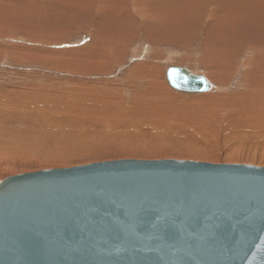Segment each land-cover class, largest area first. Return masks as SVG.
Instances as JSON below:
<instances>
[{
    "label": "rangeland",
    "instance_id": "obj_1",
    "mask_svg": "<svg viewBox=\"0 0 264 264\" xmlns=\"http://www.w3.org/2000/svg\"><path fill=\"white\" fill-rule=\"evenodd\" d=\"M139 1L141 6L138 7L131 5L130 0H0V103L6 100L7 105L10 104L9 108L6 107L7 109L5 110L3 108H5L6 104L2 102L3 104H1L4 107L0 106V110L3 111V113H0V122L4 121V123L3 121L0 123V153L2 154L0 155V180L9 175L27 171L69 167L95 161L122 158L188 159L212 163H246L264 167V165L250 160L252 159L251 156L253 158L259 155L264 157V135L252 134L257 136L253 140L248 137L246 139L247 142L242 141L241 143L232 140L231 134L233 132H229L230 129L227 130L226 126L228 120L234 118L231 110L235 109H233L234 106L228 103L230 100H238L239 97H244L242 95L248 90L246 85L247 80H250L248 75L251 68L250 64L253 61L254 50H247V48L243 47L233 56H230L231 60H228V62H232L233 66L236 65V70L231 71L230 75L226 76L225 81H218L209 76L207 69L210 66L207 64L209 48L203 44V40L211 35V31L205 30V26L208 27V24L202 26V29L198 26L199 23L191 25L190 28L186 26L177 27L176 20L172 15L170 16L168 12L157 8V4L164 6L165 2L163 0H155V2L154 0ZM208 1H212V3L210 2L211 17L214 16L216 7L213 6V3L216 0ZM132 2L135 3V0H132ZM171 2L173 6L175 0ZM245 2L255 3L259 1L245 0ZM108 5V10H105ZM178 5H181V3ZM97 6H99V10L97 9L98 11L96 12ZM218 6L220 8L219 11H221L220 6L222 5ZM164 7L166 10L171 9L166 3ZM260 9L264 10V7ZM260 13H262L261 10L258 13H250L247 16H254ZM100 17H106L108 25L120 21L124 28H119V30L105 28L100 31L96 29ZM262 26H264V23L258 25L260 27L259 30L262 29ZM194 28L202 31L195 34ZM246 29L251 30L249 26ZM164 30L167 31L164 32ZM246 33L253 41L256 39L255 37L251 38L252 32L246 31ZM97 51H100L106 57L100 56V59H98V55V57L93 58L96 60L94 63H97L98 60V64L101 62L100 65L97 64L98 66L95 67V64L94 68H91L93 62L92 64L90 62L88 63L90 66L86 65L87 68L81 65L76 66L79 59L83 62L85 60L82 59L90 60L91 53ZM86 63L87 61L83 64ZM148 63L152 64V68H156L157 71L153 68V72H157L155 76H157L158 82L163 83L174 92L175 96L169 99L168 102L153 90L148 91L147 89L145 91L148 87V81H146L145 73L143 75L141 72L146 70ZM145 64H148L147 67L143 66ZM170 66H181L195 73H203L212 88L205 92H185L173 88L166 77V70ZM230 67L228 66V68ZM24 90H26L25 93ZM77 90H82V94L77 92ZM83 91L86 93H83ZM20 95L21 97L19 98ZM25 96L27 105L24 103L26 100H22ZM55 96H57L56 100H54ZM141 96L143 98L146 96V98L140 100L142 99ZM197 96L202 100H199ZM207 96L212 97H209L211 100H221L222 104H227V108L230 111L227 109L224 113L226 114L229 111L231 114H226V118L222 114L224 119L222 121L218 120L221 123L220 129L209 130L208 134L210 136L206 134L207 131L200 133L198 131L200 128L193 127L187 129L191 133L187 135L189 137L192 135L194 138L190 137L192 142L191 140L189 141V138L183 141L191 142L190 146H187L190 149L206 147L213 154L224 155L233 153L243 157V159L228 160L222 158L216 160L176 154L165 155L164 151L173 153L174 151H185L188 148L184 146V143L173 140L166 141V138H162V136L150 135L156 129L155 126H150V124L143 126L145 128L142 131L148 133L146 136L135 135V138L140 137L138 138L140 141L127 139L129 136L124 138L112 136L113 138L108 142L110 140L108 136L105 139L104 136L92 132V143L90 140L86 141V133L88 131L82 132L81 136L77 135L74 138L76 141L72 138L70 141L69 137L67 136L66 138L64 132H62L67 127H64L65 124L61 120L65 119L69 113L84 112L86 114L92 108L94 109L91 111L95 113V109H97L95 107L100 106V108L104 107L107 109L106 113L112 108L113 110L110 111L113 114L116 111L118 114L123 111L122 113L128 114L129 117L137 116L136 112L142 113L143 111L141 110H146L147 108L149 110L154 105L157 106L156 109L159 112L168 111L172 113L171 109L163 108L164 104L162 103L164 101L167 104L170 103V107L174 106V108L172 107L174 110L175 107L182 108L190 104H197L198 101L203 102V100L208 99ZM247 96L245 95V98ZM29 99H32L33 102H42L40 105L35 106L36 102L33 104ZM147 99L149 101H145V105L144 100ZM15 100H17V103ZM20 101L22 102L20 103ZM29 102L32 104L27 107ZM38 106H42L40 109L44 108V106L45 108L41 111ZM35 107L39 110H33L35 112L33 114L31 110L35 109ZM88 107L91 108L89 109ZM55 109L57 110L55 111ZM60 110L63 118L59 115ZM100 110L98 107V111L95 114L100 113ZM13 111H16L14 112L16 116L13 115ZM28 111H31L34 116L31 115V112L28 114ZM63 111L64 114H62ZM55 112L59 114L57 113L56 115ZM146 112H144V115H146ZM23 113L27 114L24 115V117L26 116L25 118L22 117ZM43 113L51 118L55 116L54 118L56 119L57 117L59 119L58 122L61 121V125L57 127L54 124L56 129L54 128L55 131L53 130V132L48 130L49 125L52 124L43 123L42 118L46 117ZM153 113L156 112L153 111ZM40 114H42V117ZM30 116L36 118V122L40 123L33 125L31 122V124L26 122V120L31 118ZM39 119L40 121H37ZM23 124L26 127L31 125L30 130L26 131L27 129ZM191 124L196 126L194 123ZM146 125L150 127L148 128ZM167 125L170 130H178V125L175 122H167ZM32 126L35 128L33 129ZM62 126L64 128H60ZM44 128L48 129L44 131ZM31 129L33 130L31 131ZM58 130H61L60 134L58 133L56 137L53 136L56 135ZM37 131L42 132V134ZM46 132H50V136L55 137V139H52L48 134L45 135ZM72 133L76 134L74 131ZM229 133L231 134L229 135ZM201 134L202 136H200ZM97 135H100V138L102 137L101 140L98 139ZM205 135H208V137ZM147 136L153 137L158 140L157 143L161 144L149 143L147 145L148 143H144V140H142L149 138ZM40 137H42L41 140ZM60 138L61 140H59ZM65 138L68 139V142ZM94 139L96 142L93 141ZM194 140L198 142L195 147L192 145ZM119 141L122 142L120 143ZM102 142L105 143L103 144ZM95 143L98 144V147ZM133 143L135 147H129ZM141 144H146L148 148L153 145L150 151L156 152L146 153L143 151L146 147L141 149L140 146H143Z\"/></svg>",
    "mask_w": 264,
    "mask_h": 264
},
{
    "label": "water",
    "instance_id": "obj_2",
    "mask_svg": "<svg viewBox=\"0 0 264 264\" xmlns=\"http://www.w3.org/2000/svg\"><path fill=\"white\" fill-rule=\"evenodd\" d=\"M166 77L212 88L181 66ZM0 264H264V167L122 158L9 175Z\"/></svg>",
    "mask_w": 264,
    "mask_h": 264
},
{
    "label": "bare ground",
    "instance_id": "obj_3",
    "mask_svg": "<svg viewBox=\"0 0 264 264\" xmlns=\"http://www.w3.org/2000/svg\"><path fill=\"white\" fill-rule=\"evenodd\" d=\"M163 1L171 9L166 10L164 7L165 3H164V6L162 4H160V5L157 4V8L160 10H164V11L168 12L169 13L168 15H170V16L172 15L174 17V19L176 20L177 27L186 26L187 28L188 27L190 28L191 25H197L199 23L198 26L200 27V29H202L203 28L202 26H205L206 24H208V27L205 26V30L211 31V35L208 38H205L203 40V44L209 48V56H208L207 64L210 66L207 69H208V74L210 77H213V78L217 79L218 81H222V80L225 81L226 76L230 75L231 71L236 70V65L233 66L234 64L232 62H230V63L228 62V60L229 61L231 60L230 56H233V54L237 53L238 50L243 48V47L247 48V50L248 49L254 50L253 51L254 56L252 57L253 61L250 64L251 68L249 70V75H248L250 80H247V85H246L248 90L246 93H244L242 95L244 97H242V98L239 97L238 100H233V101L230 100V102L227 101V102H229L228 104L234 106L233 109L234 108L235 109L231 110L232 115H234V118H231L232 119L231 120L228 117L230 120L227 119L228 123L226 124V126H227V130L230 129L229 132H231V131L233 132V133L231 132L232 134L229 133V135L231 134L232 135L231 137H233L232 140L237 141V142H241V143H242V141L247 142L246 139H248V137L253 140V138H255V136H257V135H261V134L264 135V26H262L261 30H259L260 27H258V25L264 23V16H263L264 10L260 9L261 7H264V0H257L260 3L259 2H255V3L254 2H248L247 3V2H245V0H216V1L213 0V1H215L213 3V6L216 7V9L214 12V16H211V17H210V13H211L210 12V5H211L212 1H210L211 2L210 3L208 0H175V3H173V6L171 4L172 0H163ZM154 2H155V0H154ZM179 3H181V5H178ZM130 4L133 6H138V7L141 6L139 0H135V3L132 2V0H130ZM218 5H222V6H220L221 11H219L220 8ZM108 8H109V5L106 7L105 10H108ZM97 9L99 10V6L96 7V12L98 11ZM260 10L262 11V13H260V14H257L254 16H247L250 13H258ZM97 24H98V27L96 26V29H98L100 31L104 30L105 28H113L112 30H119V28H124L123 24L120 21H118L114 24L108 25V19L106 17H100ZM247 26H249L251 30H247L246 29ZM198 28H196L197 30L194 28L195 34L202 31V30H198ZM158 31H160V30H158ZM165 31H167V30H164V32ZM246 31L252 32L253 35L251 34V38L255 37L256 39L254 41H253V39H250V37L248 36V33H246ZM165 34H167V33H165ZM159 35H161V34H159ZM258 35H259V37H257ZM161 38H162V36H161ZM98 55H99L98 59H100V56L105 57V56H103L104 54H102L100 51L93 52V53H91V56L89 55L90 60L82 59V60L87 61L86 64H83V63H85V61L83 62L79 59L76 66L81 65L84 68L85 67L87 68L86 65L90 62H91L90 64H92V62H93V65H91V68H94L95 64H96L95 67L101 64V62L98 64V60H97V63H94L96 60H94L93 58L94 57L96 58V56L98 57ZM76 62H75V64H76ZM90 64H88V65L90 66ZM147 65L145 64L143 66L147 67ZM151 65L152 64H149L148 67L146 68V70H143V72H141V70H139L143 75L145 73L146 81H148V84H147L148 87L145 89V91L147 89H148V91L153 90V91L157 92L161 96V98H163L164 100H166V102H168V100L171 99L172 97H174L175 94L173 91L168 89V87H166V85L158 82V80L156 78L157 76H155V73H157V72H153L154 67L152 68ZM237 65L239 66V64H237ZM143 66H142V68H143ZM228 66H231L230 67L231 69L228 68ZM154 69L156 70V68H154ZM159 72H160V70H159ZM25 91L26 90H24V93H25ZM31 92H29V93H31ZM77 92L82 94V90L81 91L77 90ZM83 93H86V92L83 91ZM103 93H105V92H103ZM112 93H113V91H112ZM32 94H33V92H32ZM83 95H85V94H83ZM245 95H248V96L245 98ZM203 96H205V95H203ZM203 96H201V97H203ZM20 97H21V95L19 96V98ZM35 97H37V96H35ZM197 97L199 100L201 99L199 96H197ZM209 97H208L209 100L204 98L205 100H203V102L198 101L197 104L196 103L190 104L188 106H183L182 108L175 107L174 110L172 109V107L174 108V106L170 107L169 106L170 103L167 104L163 100L164 101V103H162V104H164L163 108L164 109H171L172 113H169L168 111L159 112L156 109L157 106L154 105L153 108H150L149 110H147L148 108L146 110L145 109L141 110V111H143L142 113L136 112L137 116L133 115V116H129V117H128V114L122 113L123 111H121V110H120L121 113L118 114L117 111L116 112L114 111L115 114H113V112L110 111V110H113L111 108L106 113L107 109H105L104 107H102L103 108L102 109V108H100V106H98L99 110L101 109L100 113H98V114H95L98 111V107H95V108H97V109H95L96 110L95 113H93V111H91L92 109H94V108H92L90 111L89 110L87 111V112H91V113H87V112H86V114H84V112L83 113H69L70 116L67 114L69 117L67 116L65 119L61 120L65 124L64 127H67V128L63 129L64 131L62 129L61 130H62V132H64L66 138H67V136L69 137L68 139L70 141H71V138L74 140V138H76L77 135L79 136L80 134H82V132H86V131H88L86 133L87 134L86 135V139H87L86 141L87 142H88V140H90V141L92 140V135H93L92 132L93 133L95 132L97 134H100L101 136H104L105 139L107 138L106 136H108L109 137L108 139H110V140L107 139L108 142L111 141V139L113 137L124 138L126 136H129V138H127V139H130V140L137 139L138 141H140L138 138H140L141 135L146 136L148 134V133H145L142 131L145 128L143 126H145V124H150V126L156 127V129L154 131L151 130L152 134H150V135L155 134V135H157V137L162 136V138H166V141L167 140H170V141L173 140L175 142L184 143V146H186V148H188L192 142V140L190 138L192 135L190 137H189V135H187V134H191L187 129L197 127V128H200L198 130L200 133H202V131H207L206 134H208L209 130L220 129L221 123H219L218 120L220 119V121H222L224 118H226L225 115L230 113L229 112L230 110L227 108V104L223 103L224 104L223 105L220 102L221 100L220 101L219 100H211L210 98H212V97H210V98ZM56 98H57V96H55L54 100H56ZM141 98L142 99H140V98L139 99L143 100L146 98V96L144 98L141 96ZM147 98H149V97H147ZM24 99L25 100L27 99L26 96H25V98H22L23 101H24ZM33 100H34V98H33ZM12 101L14 102L13 99H12ZM16 101L17 100H15V102ZM145 101L148 102L149 100L147 99V100H144V102ZM2 102L3 101H1V103ZM21 102L22 101H20V103ZM30 102H33L32 99L30 100ZM35 102L36 101H34L33 104ZM37 102L35 103L36 104L35 106L40 105V103L42 101L41 102L39 101L38 102L39 104ZM110 102H112V100H110ZM1 103H0V106L3 103L6 104L5 108H3L4 110L7 109L6 107H8L10 105V104L7 105L6 100L2 104ZM16 103H15V105H16ZM24 103L27 105V100L24 101ZM29 103H28L27 107H30L32 104V103H30V105H29ZM110 104H113V103H110ZM57 105H58V103H57ZM145 105H146V102H145ZM164 106H166V107H164ZM38 107L40 109L42 106L41 107L38 106ZM91 107H88V108L90 109ZM11 108H12V106H11ZM44 108H45V106H44ZM44 108H42V109H44ZM39 109L38 108L36 109V107H35V109H32L31 111L33 112V114H35V112L33 110H39ZM42 109H40V110L42 111ZM140 109H142V108H140ZM227 109L229 111L225 114L224 112ZM26 110H27V108H26ZM56 110L57 109H55V111ZM18 111H20V110H18ZM153 111L156 113H153ZM14 112H16V111H13V115H14ZM30 112L28 111V114ZM32 112H31V115H33ZM109 112H111V114H109ZM144 112H146V115H144ZM0 113H3V111H1ZM24 113H26V112L24 111ZM24 113H23L22 117H24V115H27ZM57 113H56V115H57ZM59 113L58 114L62 117L63 115H61V110ZM62 114H64V111ZM222 114H224V118H222V116H223ZM20 115H22V114H20ZM40 115L42 117V114H40ZM44 115H46V114H44ZM14 116H16V115H14ZM52 116H54V115H52ZM3 117H4V115H3ZM19 117H21V116H19ZM54 117L51 118V117L46 115V117L42 118L43 123H51L52 124V125H49L50 127L47 126L49 129L44 128L45 129L44 131H46L48 129V130H51L53 132V130L55 131V129H56L54 127V124L57 127L59 125H61V123H60L61 121L58 122L59 119H57V117L55 119ZM9 118H10V116H9ZM29 119L26 120V122H29V124L32 123L33 125L34 124L36 125V123H37L36 118L31 117ZM18 121L22 122L21 120H18ZM37 121H40V119ZM167 122H173V123L175 122L178 125V130H174L172 128H171L172 130H170V127L167 125ZM249 122H251V123H249ZM3 123H4V121H3ZM39 123H37V124H39ZM191 123L196 124V126L192 125ZM215 123H218V124H215ZM19 124L21 125V123H19ZM25 124H23V125L25 126ZM150 126L146 125V127H148V128ZM30 127H31V125H29V127L25 126V128L27 129L26 131H28V129ZM51 127H53V129H51ZM64 127L62 126L60 128H64ZM32 128H33V126H32ZM33 129H31V131ZM23 130L25 131V129H23ZM60 131L58 130L56 135H53V136L56 137L58 133L60 134ZM73 131L76 134H73L72 133ZM29 132H27V133H29ZM37 132L42 134V132H40V131H37ZM27 133H25V134H27ZM49 133L50 132H46L45 135L48 134V136H50L51 133L50 134ZM18 134H19V132H18ZM64 134H63V136H64ZM71 134H73V135H71ZM252 134H257V135L253 136ZM100 135H97V137H99L98 139L101 140L102 137L100 138ZM135 135H140V137L138 136V138H135ZM208 135L207 136L205 135V136L208 137ZM20 136H21V134H20ZM53 136H50V137H52V139H55V137H53ZM63 136H60V137H63ZM200 136H202V134ZM29 137H31V136H29ZM58 137H59V135H58ZM147 137H149V136H147ZM231 137H229V138H231ZM41 138L42 137H40V140H41ZM44 138H46V137H44ZM150 138H152V139H150ZM187 138H189V141L191 140V142L183 141L184 139H187ZM32 139L34 140V138H32ZM68 139H66L67 142H68ZM192 139H194L193 136H192ZM59 140H61V138ZM124 140H126V139H124ZM142 140H144V143H148L147 145H149V143H152V144L155 143V144H159V145L161 144V143H157L158 140L154 139L153 137H149L147 139H142ZM196 140H194L192 143V145H194L193 147H195L196 144L198 143ZM208 140H210V139H208ZM74 141H76V140H74ZM93 141L96 142L95 139ZM126 141H128V140H126ZM213 141H215V140H213ZM115 142H116V140H115ZM119 142L121 143L122 141H119ZM63 143H65V142H63ZM120 143H119V145H120ZM76 144H78V143H76ZM89 144H88V146H89ZM96 145L98 147V144H96ZM134 145H135L134 143L130 144L129 147H135ZM141 145H143V146H140L141 149H144V147H146V149L143 150L146 153H151V152L155 153L156 152V151H150V148H152L153 145H150L149 146L150 148H148V146L146 144H141ZM198 146H199V144H198ZM163 153L165 155L176 154V155H180V156H187V157H194V158L196 157V158H202V159H216V160H220L222 158H225L228 160L243 159V157H241L239 155H235L233 153L224 154V155L213 154L211 152V150H209V149L207 150L206 147H195L193 149L188 148L185 151H174L173 153L164 151ZM0 155H2V154L0 153ZM251 158L252 159H250V160L256 161L258 164L264 165V157L263 156H260V155L254 156V158H253V156H251Z\"/></svg>",
    "mask_w": 264,
    "mask_h": 264
}]
</instances>
